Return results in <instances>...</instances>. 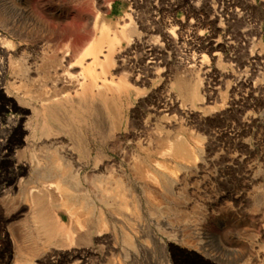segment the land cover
Segmentation results:
<instances>
[{
	"label": "rangeland",
	"instance_id": "obj_1",
	"mask_svg": "<svg viewBox=\"0 0 264 264\" xmlns=\"http://www.w3.org/2000/svg\"><path fill=\"white\" fill-rule=\"evenodd\" d=\"M82 9L92 19L107 18L111 37L132 23L161 52V75L135 72L128 94L118 82L126 71L121 63L101 74L102 82L115 83L108 96L123 106L125 124L115 130L99 103L104 133L95 138L94 153L104 172L125 175L140 200L141 219L128 208L123 220L117 207L98 201L67 241L56 234L30 244L28 235L36 230L26 191L42 186L29 169L20 176L16 170L39 153L45 130L32 111L14 103L37 104L26 93L40 85L54 103L66 99L53 91L65 88L80 69L53 60L52 30H68L74 39ZM0 35L14 45L4 48L12 65L0 78V264H264V0H0ZM130 49L123 43L115 58ZM135 52L132 60L146 65L143 52ZM195 60L204 61L203 68L188 71ZM182 74L197 82L202 100H186L177 85ZM166 104L175 107L164 111ZM51 129L77 161L68 130ZM181 139L194 152L192 160L174 159ZM87 187L94 199H107ZM101 212L110 219L106 227L99 226ZM59 213L71 224L65 211ZM123 232L134 247L123 243Z\"/></svg>",
	"mask_w": 264,
	"mask_h": 264
},
{
	"label": "bare ground",
	"instance_id": "obj_2",
	"mask_svg": "<svg viewBox=\"0 0 264 264\" xmlns=\"http://www.w3.org/2000/svg\"><path fill=\"white\" fill-rule=\"evenodd\" d=\"M4 6L5 4L2 7L4 8ZM107 7L110 10L113 9L111 3ZM106 19L102 16L92 19L82 9L77 25H75L77 26V33L74 39H71L73 34L68 30H58V28L52 30L56 37L55 42H57L56 46L54 45V49L50 50L54 54V56L52 55L53 60L63 59L66 65L80 69L78 77L73 80H67L69 82L64 84L65 88H60V90H58V87L53 88L54 93L67 94L64 101L54 103L52 101L53 95L49 93L50 91H46L47 89L44 88V85H40L36 91L26 93L30 100L37 101L39 104H28L22 101L14 103L16 108L25 112L28 110L32 111L38 118V127L41 126L45 130V139L36 148L39 153L34 152L31 156V161L21 162L16 170V175L20 176L29 169L42 186L35 193L31 188H27L26 191L30 195L31 222L36 230L35 234L28 235L27 240H29L30 244L35 237L43 236L51 240L56 234H60L67 241L71 229L80 231L82 222L85 221L87 216L89 217L90 214L94 213L92 210L98 207V201L106 207H117V212L122 216L123 220L127 218L125 210L128 208H131L136 221L141 219L140 200L133 196L132 189L125 175L123 173L109 174L106 171L104 172L106 168L101 167L103 166L101 157L99 154L94 153V140L100 133H104L101 132L100 127L99 103L103 105L105 111H109L115 130L121 131L125 124L123 106H120L118 101L113 98V95V97L108 96L109 88H114L115 83L107 84L106 80L102 82L101 79L103 77L101 74L106 73L107 68L111 65L121 63L120 67H124L126 71L118 82L119 84H125L124 90H122L125 94H128L130 92V82L135 81V72L144 73L146 77L161 75L162 72H158L162 71L160 69L162 62L160 61L161 52L150 45L148 41H145L139 34L137 27L133 26L132 23H124L121 27L119 26V34L111 37V24ZM54 24L56 25V22ZM123 43L131 47L128 55L124 54L115 58V53L123 47ZM0 44L3 45L1 46V54L4 56L2 61L0 60L1 78L6 70H10V65H12L10 64L12 63V56L4 48L6 46L11 48L14 45L2 35H0ZM147 48L149 49L147 50ZM140 50L144 54L143 59L146 60L145 62L149 60L146 65H142L141 60H132L130 57V55L136 53L135 51L139 53ZM60 54L62 55L61 58H59ZM199 58H204V56L202 55ZM5 61L9 62L6 63ZM203 64L204 61H201V65H199L197 60H195L194 65H187V70L195 71L197 67H202ZM19 72L24 75L27 74L23 67L20 68ZM30 77L28 76L25 82L23 81L22 83L26 84ZM28 85L27 82V85H23V87L27 88L29 87ZM177 85L184 93L186 100L193 102L202 100L201 92L203 91L200 92V87H198L195 80L188 79L182 74L177 78ZM174 107L173 104H166L164 105V111L173 110ZM52 127H55L59 132H64L67 129L71 134L81 155H79L77 161L74 158L75 153L68 150L58 138H52ZM182 140L177 141V143L175 141L174 147L171 146L173 147L171 149L173 150L174 159L177 158L179 161L192 160L194 152L187 145L188 143L185 140L182 142ZM83 158L84 162L86 161L85 164L82 160ZM90 165H93V167L90 173H86ZM112 178L113 182H115L114 186L112 183V185L110 184ZM87 183L92 184L98 191L106 194L107 199H94L90 195L91 191L87 187ZM50 192L54 194L53 202H50ZM61 211H65L69 215L71 224L66 225L63 222L59 213ZM98 220L101 227H106L110 223L109 217L103 212L100 213ZM80 238L86 239V237ZM122 240L124 244L134 247L135 243L129 234L123 232Z\"/></svg>",
	"mask_w": 264,
	"mask_h": 264
}]
</instances>
